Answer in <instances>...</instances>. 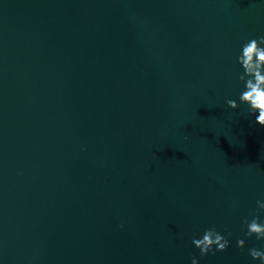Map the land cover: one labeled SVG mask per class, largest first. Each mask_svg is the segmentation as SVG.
I'll list each match as a JSON object with an SVG mask.
<instances>
[{
  "label": "water",
  "instance_id": "95a60500",
  "mask_svg": "<svg viewBox=\"0 0 264 264\" xmlns=\"http://www.w3.org/2000/svg\"><path fill=\"white\" fill-rule=\"evenodd\" d=\"M260 36L264 0H0V264H260Z\"/></svg>",
  "mask_w": 264,
  "mask_h": 264
},
{
  "label": "clouds",
  "instance_id": "9594fccd",
  "mask_svg": "<svg viewBox=\"0 0 264 264\" xmlns=\"http://www.w3.org/2000/svg\"><path fill=\"white\" fill-rule=\"evenodd\" d=\"M237 62L243 69L239 79L245 85V90L240 94L239 101L249 106L250 114L258 113L255 115V122L264 127V36L253 38L243 45ZM226 103L232 109L239 107L234 100H228ZM184 138L188 139V136L185 135ZM262 213H264V202L258 200L253 218L250 221L245 218L243 221L246 226V237H255L258 241H264V221L260 219ZM228 235L230 236L231 233L228 232ZM192 243L200 250L201 256L215 255L217 252L226 251L230 246L229 239L221 234L215 225L205 229L202 238L194 236ZM236 244L238 248L244 249L246 241L238 239ZM249 255L253 260H259L260 264H264V250L251 248ZM192 264H198L195 257L192 259Z\"/></svg>",
  "mask_w": 264,
  "mask_h": 264
}]
</instances>
